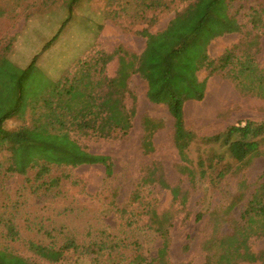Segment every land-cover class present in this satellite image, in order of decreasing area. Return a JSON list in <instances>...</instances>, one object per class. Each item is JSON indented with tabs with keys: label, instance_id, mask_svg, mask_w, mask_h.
Segmentation results:
<instances>
[{
	"label": "rangeland",
	"instance_id": "obj_1",
	"mask_svg": "<svg viewBox=\"0 0 264 264\" xmlns=\"http://www.w3.org/2000/svg\"><path fill=\"white\" fill-rule=\"evenodd\" d=\"M139 1L79 0L72 4L71 0H0V58L8 57L21 69L35 60L36 72L24 85L28 98L42 89L46 91L53 82L72 79L82 61L101 52L122 48L140 55L146 37L139 32L165 29L175 11L185 4L169 3L157 12L149 10L147 15L158 20L144 23L136 17L141 11L135 6ZM230 12L241 30L214 39L208 46L210 58L218 59L232 49L239 59L249 53L264 69V0H234ZM117 68L116 56L106 66L105 74L113 77ZM208 73L200 70L199 80ZM147 90V82L140 75L130 76L125 103L129 109L135 105L136 114L128 133L109 138L77 136L87 151L111 157V176L102 165H52L40 177V167L35 166L19 174L9 169L10 151L0 148V246L6 244L37 264H129L137 255L154 258L162 246L163 239L152 224L156 212L167 213L170 218L166 225L168 260L173 264L205 263L204 244L219 216L239 218L250 195L264 182V150L250 162L238 164L226 146L204 139L240 122H263L264 99L243 94L222 74L210 76L204 99L185 103L186 127L197 139L188 150L191 162L184 163L173 142L174 119L167 105L150 101ZM31 117L28 108L25 118H9L4 127L15 129L28 124ZM146 117L161 122L152 136L151 153L142 147ZM208 155L223 156L217 170L227 163L232 164V170L220 179L212 171L195 180L181 172L183 165L199 171V158ZM156 163L166 181L187 195L185 204L174 200L171 191L157 183L142 184L147 166ZM55 178L57 183L47 188L45 181ZM243 182L248 187L240 190ZM242 192L246 194L244 199L238 198L229 214L228 205ZM220 227L222 233L232 230L222 220ZM30 241L73 244L60 262H50L29 249ZM99 242H104L107 250L98 249ZM250 247L255 253L264 251V237L253 236Z\"/></svg>",
	"mask_w": 264,
	"mask_h": 264
},
{
	"label": "trees",
	"instance_id": "obj_2",
	"mask_svg": "<svg viewBox=\"0 0 264 264\" xmlns=\"http://www.w3.org/2000/svg\"><path fill=\"white\" fill-rule=\"evenodd\" d=\"M233 1L140 0L135 3L137 10H141L136 13V17L144 23L158 20L152 14L147 15L149 10L157 12L169 3H184L185 6L175 11L165 29L156 33L147 29L139 32L146 37V45L140 55L122 48L111 53L101 52L91 60L82 61L72 79L53 82L46 91L42 89L39 93H32L29 96L32 97L31 101L26 97L24 85L36 72L35 60L27 68L21 69L8 57H1L0 148L6 147L11 153L10 171L26 174L29 168L39 166L40 177L47 174L52 165H102L106 174L111 176V157L87 151L77 136L109 138L128 133L136 114V106L129 109L125 103L128 79L133 74L140 75L147 82L150 101L167 105L174 119V145L181 160L184 163L191 162L188 150L197 136L186 127L184 107L187 101L204 99L210 76L222 74L232 79L243 94L264 99V69L259 67L255 57L248 53L239 59L232 49L218 59L210 58L208 54V46L214 39L241 30L238 19L230 12ZM77 2L79 0H71L72 4ZM116 56V74L113 77L107 76L106 66ZM202 69L209 73L204 80H199L198 72ZM28 108L32 115L28 124L12 130L4 127V122L9 118H25ZM143 122L145 134L142 147L146 153H151L154 151L152 136L161 122L148 117ZM204 140L226 146V151L235 163L245 164L264 150V121L240 122ZM222 159V155H208L205 159L201 156L199 171L183 165L181 172L195 180L198 175L204 178L209 172L216 171V177L220 179L232 170V164L229 163L217 170ZM160 167L159 163L147 166L142 184L157 183L169 189L174 200L180 199V203L185 204L187 195L182 194L179 186H172L166 181ZM55 181L58 179L45 181L46 187L50 188L57 183ZM245 187L248 185L243 182L240 190ZM245 195L242 192L228 205L229 214L237 205L238 198L242 200ZM222 216H219L204 244V264H264V251L255 253L250 247L253 236L264 237V182L250 195L239 218L230 215L223 219ZM169 219L167 213H153L152 224L163 239L162 246L154 258L137 255L129 264H173L168 260L166 225ZM220 220L231 226L229 233L221 232ZM11 235L16 238L14 234ZM72 244L68 242L57 246L53 242L30 241L28 247L40 258L60 262L69 254ZM103 244L97 243L101 251L107 250ZM0 264L37 263L10 250L5 244L0 246Z\"/></svg>",
	"mask_w": 264,
	"mask_h": 264
}]
</instances>
